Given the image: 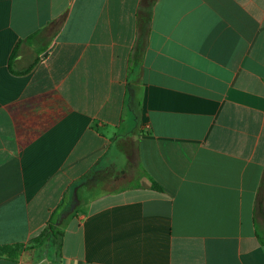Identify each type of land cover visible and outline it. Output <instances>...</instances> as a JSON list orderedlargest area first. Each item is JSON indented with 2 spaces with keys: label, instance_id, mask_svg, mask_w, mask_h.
I'll use <instances>...</instances> for the list:
<instances>
[{
  "label": "crops",
  "instance_id": "0c3cea01",
  "mask_svg": "<svg viewBox=\"0 0 264 264\" xmlns=\"http://www.w3.org/2000/svg\"><path fill=\"white\" fill-rule=\"evenodd\" d=\"M139 2L0 0V245L94 167L0 264H264V0H156L127 75Z\"/></svg>",
  "mask_w": 264,
  "mask_h": 264
},
{
  "label": "trees",
  "instance_id": "16d2710c",
  "mask_svg": "<svg viewBox=\"0 0 264 264\" xmlns=\"http://www.w3.org/2000/svg\"><path fill=\"white\" fill-rule=\"evenodd\" d=\"M155 1L156 0H140L139 2V7L137 9V36L129 54L127 75L130 74L133 69L141 63L142 49L145 47V38L149 30L152 7ZM15 53L16 47L11 54V59ZM132 156L133 155L129 152L127 153L129 162L132 161ZM93 170L94 167L93 169L91 168L87 174L72 181L66 187L58 204L50 211L47 221L36 234L31 236L26 242H15L0 245V258L16 261L23 252L40 248L46 243H51L55 250L56 256H60L62 238L64 234L63 230L60 228V222L68 215L76 214L75 210L77 201L75 198V190L79 185H82L86 181L88 182L90 174H92ZM261 184H264V180ZM149 188L157 191L162 190L161 186L151 178Z\"/></svg>",
  "mask_w": 264,
  "mask_h": 264
},
{
  "label": "rangeland",
  "instance_id": "374dc122",
  "mask_svg": "<svg viewBox=\"0 0 264 264\" xmlns=\"http://www.w3.org/2000/svg\"><path fill=\"white\" fill-rule=\"evenodd\" d=\"M127 151L130 153V154H132L133 155V147L130 145V146H128V148H127ZM100 192V190H96V189H90V190H88V191H86V192H83L82 193V196H94V195H96L97 193H99ZM83 206V204L82 205H80L79 207H78V205H76V213H77V211H79V209H81V207ZM71 216H73V215H68L67 217H65V220H69V217H71Z\"/></svg>",
  "mask_w": 264,
  "mask_h": 264
}]
</instances>
